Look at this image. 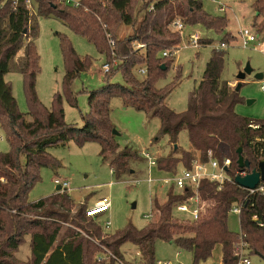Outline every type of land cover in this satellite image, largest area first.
<instances>
[{"label":"trees","instance_id":"obj_1","mask_svg":"<svg viewBox=\"0 0 264 264\" xmlns=\"http://www.w3.org/2000/svg\"><path fill=\"white\" fill-rule=\"evenodd\" d=\"M32 2L39 16L58 18L92 43L105 55L110 69L105 73L106 84L89 93V112L83 118V127L67 123L64 96L70 106H77L72 85L80 73L92 69V59L81 58L68 38L61 36L66 68L63 94L56 93L48 109L36 92L40 73L34 43L37 27L32 23L27 0H0V127L10 147L6 153L0 152V264H97L96 256L103 252L80 230L107 247L121 262L123 247L129 245L137 251V263L157 264L158 241L174 243L180 250L191 252L194 264L210 259L217 245L222 248L223 264H238L236 248L241 243L250 256L264 258V193L250 194L235 183L239 173L259 170V162L264 159V122L236 113L235 107L241 102L239 93L222 78L226 53L219 48L213 50L183 113L165 104L179 76L166 88L156 87L173 64V57H163L162 53L176 49L182 42L181 31L174 27L176 22L184 27L200 25L221 34L228 27V19L206 13L200 0H79L77 7L55 0ZM253 9L256 21L264 20V0H255ZM121 26L130 27L132 34L118 38ZM259 27L258 31L264 32V24ZM108 34L115 40L114 47L109 44ZM223 41L230 42V36ZM210 43L208 39L200 41V45ZM141 69H145L144 74L139 73ZM14 71L23 76L30 109L27 114L20 112L12 86L5 80ZM116 74L121 75L123 83L110 82ZM112 97L120 98L125 107L159 117L160 133L169 138L171 145L178 143L181 131L188 130L193 152L158 158L159 172L176 174L179 165L191 169L194 160L207 162L209 152L220 165L230 160L228 180L201 181L199 193L208 206L198 220L180 221L174 216L176 205L192 193H175L173 187L163 203L153 201L155 212L146 227L138 229L128 224L108 239H101L105 228L86 216L85 205L72 215L74 203L67 191L29 202L30 191L41 180V169L61 166L48 149L72 141L78 146L98 143L102 159L111 161L114 173L130 172L128 163L140 157L130 147L117 152L119 144L110 121ZM239 149L249 168H239ZM234 207L241 209L240 235L232 233L227 225Z\"/></svg>","mask_w":264,"mask_h":264},{"label":"rangeland","instance_id":"obj_2","mask_svg":"<svg viewBox=\"0 0 264 264\" xmlns=\"http://www.w3.org/2000/svg\"><path fill=\"white\" fill-rule=\"evenodd\" d=\"M55 1L61 5L68 4L62 0ZM71 1L78 2L79 0ZM200 1L206 13L215 17H226L228 27L221 34L200 25L184 27L181 31V44L176 49L172 48L174 49L172 51L173 64L167 70L165 78L158 81L156 87L166 88L179 76L165 104L176 113L185 112L189 107L191 93L200 83L213 50H218L220 44L225 43L227 47L223 51L226 53V63L222 78L228 81L233 89L240 85L238 93L241 102L236 105L235 111L255 122H264V78L262 80L255 78L257 74L264 76V32L258 31L259 26L264 24V20L256 21L255 19L256 13L253 9L255 0ZM29 10L32 23L37 27V37L34 43L39 56L40 73L36 80V92L39 101L45 107L51 108L56 93L63 94L62 84L66 68L61 48V36L65 35L68 38L81 58L90 57L93 61L92 69L80 73L73 82L72 91L77 97V106H70L65 96L63 100L66 122L81 128L84 125L83 118L89 112V93L106 84L105 73L102 69L106 63V57L99 53L86 38L76 35L58 18L39 16L32 0ZM244 29H249L256 35V41L247 47L243 46V39L239 34ZM131 32L130 27L121 26L116 36L125 38L130 36ZM195 32L201 34V39L211 40L212 43L199 45L198 48L193 47L189 44V40ZM226 35L230 36V42L223 41ZM248 64L253 71L240 81L238 76ZM5 80L12 86L13 96L20 112L27 114L30 109L23 90V76L14 71L8 73ZM110 82L123 83L120 74L114 75ZM110 108V121L113 129L118 133L119 149L117 152L130 147L140 157L128 163L127 167L130 172L120 175L114 173L111 161L102 159L101 146L98 143L78 146L72 141L65 146L48 149L51 156L60 161L61 166L55 169L42 168L40 182L29 193V202L34 203L58 193V185L55 183L57 179L67 182V194L74 203L72 215L82 205L89 208L95 202L107 198L112 204L110 211L94 219L104 228L106 222L111 223L105 228V234L108 235H101V239H108L110 235L123 230L128 224L143 229L151 222L149 216L154 215L153 201L158 199L160 203H163L172 187V191L179 192L175 185L165 184L159 180L179 176L184 168L179 165L176 174L159 172L156 167H149L148 160L143 153L157 160L172 154L179 157L182 151L193 152L188 130L180 132L178 143L174 146L171 145L167 136L161 135L159 117L151 116L133 107H125L122 100L117 97L110 99ZM9 149V144L0 127V152L6 153ZM209 171L212 170L209 169ZM149 179L155 182L149 183ZM174 216L180 221L187 218L177 212H174ZM83 225L86 226L85 223ZM227 225L235 235L241 234L239 214L231 212ZM96 245L101 248L102 252L109 251L99 241ZM236 249V253L241 258H250L251 264H264V259L260 256L255 254L250 256L239 246ZM122 251L124 260L121 262L117 258L122 264H139L137 263L139 260L137 251L133 247L124 246ZM100 255L105 258L99 253L96 258ZM156 261L166 264H194L191 252L180 250L174 243L163 241H158L156 244ZM96 263L98 264L97 261ZM110 263L116 264L117 262L115 263L113 259L106 262V264ZM200 264H223L221 246L217 245L212 257Z\"/></svg>","mask_w":264,"mask_h":264},{"label":"built area","instance_id":"obj_3","mask_svg":"<svg viewBox=\"0 0 264 264\" xmlns=\"http://www.w3.org/2000/svg\"><path fill=\"white\" fill-rule=\"evenodd\" d=\"M68 4H71L72 6H78L79 2H73L71 0H62ZM28 5L31 4V0H27ZM174 27L178 29L179 31H182L184 29V26L181 22H176ZM240 36L243 39V46L247 47L250 43L256 41V35L253 34L249 29H244L239 32ZM108 40L109 44L114 47L115 46V40L112 38L111 35L108 34ZM201 41V34L199 32H195L190 36L189 44L192 45L195 48H198ZM138 48L144 47V45H137ZM227 46L225 43H221L219 46V49H225ZM172 50H166L162 53L163 57L171 58L173 56ZM103 72L107 73L109 72L110 66L108 63H105L102 67ZM139 73L144 74L145 69H141ZM264 89V88H263ZM145 158L148 160L149 167L153 168L156 167V160L152 159L148 154L143 153ZM209 160L205 163L194 160L192 163L191 169H184L183 172L174 178L168 179L164 178L159 180L160 182H163L165 184H170L172 186H176L179 189V192H184L185 190H191L192 195L186 198L182 203L177 204L175 207V212L183 214L187 216L184 220H198L207 210V203L202 199L200 193H199V185L202 180H208L211 182H217V183H223L224 181L228 180V172L225 171V168H229L230 160H226L224 165H220V163L211 157L212 153L209 152ZM211 169L212 171H209ZM247 173H239L238 176H246ZM149 183H154L155 180L149 179ZM55 183L58 185V187L61 189V192L67 191L68 183L67 182H61V180L57 179ZM250 194H254L256 192L264 193V182H261L256 189L248 190ZM111 202L107 198H103L96 202L92 207H89L86 210V216L88 218H96L97 216L104 214L106 212H109L111 209ZM232 212L237 213L240 215L241 209L239 207H234ZM149 219H153V215L149 216ZM111 225L110 222H106L105 228ZM80 232L90 239L92 242L96 243L98 241H95V239L88 234L84 233L80 230ZM241 250H243V244L239 246ZM244 251V250H243ZM245 252V251H244ZM103 256H98L97 262L98 264H106L107 261H110L111 259L115 260L117 263L122 264L111 252L104 251ZM240 256V255H239ZM157 264H166V263H160ZM170 264V263H168ZM238 264H251L250 258L248 257H240Z\"/></svg>","mask_w":264,"mask_h":264},{"label":"water","instance_id":"obj_4","mask_svg":"<svg viewBox=\"0 0 264 264\" xmlns=\"http://www.w3.org/2000/svg\"><path fill=\"white\" fill-rule=\"evenodd\" d=\"M163 69L165 70L166 68L163 66ZM252 71H253L252 68L248 64L246 68L239 74L238 79L240 81L244 80L247 75H250L252 73ZM255 78L258 80H262L264 76L262 74H257ZM239 89H240V85L236 88V91L238 92ZM113 135L118 136V133L114 129H113ZM237 153L239 156L237 161L239 168L240 169L249 168L250 165L249 162L245 161L242 157V149H239ZM225 171L228 172V169L225 168ZM261 182H264V159L260 160L259 162V170H254L251 173L247 174L246 176H237L235 178V183L238 186L247 190L256 189ZM57 192H60L59 187H57ZM257 222L258 224H261V221H257Z\"/></svg>","mask_w":264,"mask_h":264},{"label":"crops","instance_id":"obj_5","mask_svg":"<svg viewBox=\"0 0 264 264\" xmlns=\"http://www.w3.org/2000/svg\"><path fill=\"white\" fill-rule=\"evenodd\" d=\"M78 2H79V1H78ZM97 202H98V201H97ZM95 203H96V202H95ZM95 203H94V204H95Z\"/></svg>","mask_w":264,"mask_h":264}]
</instances>
